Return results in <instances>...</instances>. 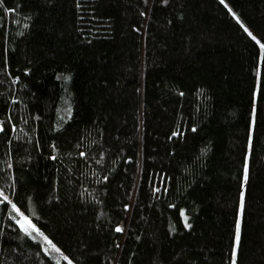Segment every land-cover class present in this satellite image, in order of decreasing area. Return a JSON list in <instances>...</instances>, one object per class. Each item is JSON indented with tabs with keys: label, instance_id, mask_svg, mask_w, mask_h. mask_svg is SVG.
Returning a JSON list of instances; mask_svg holds the SVG:
<instances>
[{
	"label": "trees",
	"instance_id": "1",
	"mask_svg": "<svg viewBox=\"0 0 264 264\" xmlns=\"http://www.w3.org/2000/svg\"><path fill=\"white\" fill-rule=\"evenodd\" d=\"M12 205L72 264H264V0H0V264H70Z\"/></svg>",
	"mask_w": 264,
	"mask_h": 264
},
{
	"label": "rangeland",
	"instance_id": "2",
	"mask_svg": "<svg viewBox=\"0 0 264 264\" xmlns=\"http://www.w3.org/2000/svg\"><path fill=\"white\" fill-rule=\"evenodd\" d=\"M262 57V52L260 55V60ZM12 208H14L15 212H16V222L17 225L19 226V228L26 233L30 238H32L33 240L37 241L40 243L42 249L46 252V253H51L50 247H52V250H54L57 262L61 263L63 261H68L67 256L65 255V253L63 252V250L61 248H59L47 235H45L33 222V220L30 218V216L24 214L21 210H19L18 208H16L14 205H12ZM237 222H239L240 225V215L238 216V220ZM237 225V223H236ZM236 244H237V240H236V234H235V238H234V249L233 251H236ZM70 264H72L71 262H69Z\"/></svg>",
	"mask_w": 264,
	"mask_h": 264
},
{
	"label": "snow or ice",
	"instance_id": "3",
	"mask_svg": "<svg viewBox=\"0 0 264 264\" xmlns=\"http://www.w3.org/2000/svg\"><path fill=\"white\" fill-rule=\"evenodd\" d=\"M247 30V29H245ZM251 35V33H249ZM243 206V193L241 194V207ZM118 231L120 229H117ZM239 239H240V225H239V222H237V225H236V240L237 242H239ZM233 257H235V251H233ZM233 264H235V260H233Z\"/></svg>",
	"mask_w": 264,
	"mask_h": 264
}]
</instances>
